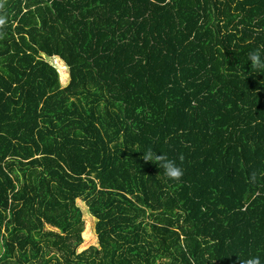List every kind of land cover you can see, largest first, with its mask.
<instances>
[{
    "label": "trees",
    "instance_id": "trees-1",
    "mask_svg": "<svg viewBox=\"0 0 264 264\" xmlns=\"http://www.w3.org/2000/svg\"><path fill=\"white\" fill-rule=\"evenodd\" d=\"M0 19V264H264V0H0Z\"/></svg>",
    "mask_w": 264,
    "mask_h": 264
},
{
    "label": "clouds",
    "instance_id": "clouds-1",
    "mask_svg": "<svg viewBox=\"0 0 264 264\" xmlns=\"http://www.w3.org/2000/svg\"><path fill=\"white\" fill-rule=\"evenodd\" d=\"M4 21L0 19V24ZM247 61L251 62V69H255L253 73L264 74V46H261L249 53ZM245 72V71H244ZM141 152V151H138ZM142 153V159L145 162H151L158 169L159 173L163 171V175L171 181H179L183 175V169L175 162L170 159L167 155L159 151V154L153 148L148 149ZM232 256V255H230ZM226 256V257H230ZM236 257V264H261L260 258L257 256L250 257L248 259H241L238 255Z\"/></svg>",
    "mask_w": 264,
    "mask_h": 264
},
{
    "label": "rangeland",
    "instance_id": "rangeland-1",
    "mask_svg": "<svg viewBox=\"0 0 264 264\" xmlns=\"http://www.w3.org/2000/svg\"><path fill=\"white\" fill-rule=\"evenodd\" d=\"M52 63L57 68V70L59 71L62 82L65 83L66 80L68 79V74L66 73L67 71L65 70V67L60 66L56 61H54ZM79 204L81 205L80 202H79ZM84 220H85L86 231L83 235L84 239H83L81 245L78 247V251L87 250L89 247L96 245V240H97V234L95 232V221H94V219L85 213Z\"/></svg>",
    "mask_w": 264,
    "mask_h": 264
}]
</instances>
